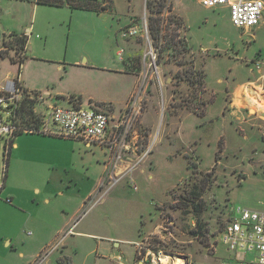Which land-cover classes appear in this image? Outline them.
<instances>
[{
	"label": "rangeland",
	"instance_id": "374dc122",
	"mask_svg": "<svg viewBox=\"0 0 264 264\" xmlns=\"http://www.w3.org/2000/svg\"><path fill=\"white\" fill-rule=\"evenodd\" d=\"M162 2L112 0L111 8L100 12L41 6V23L40 16L35 22L34 2L0 0L10 24L29 33L36 27L23 74L33 82L31 92L60 104L75 96L85 106L92 100L118 112L143 88L139 153L130 156L137 161L152 149L130 174L136 191L128 177L114 185L99 148L53 137H18L8 181L51 191L67 206L87 198L70 228L52 243L44 245L32 227L25 229L24 264H120L104 259L107 246L123 264H141L146 251L138 245L183 258L185 264H215L232 256L222 246L212 256L211 245L235 210L264 212L263 123L254 117L248 124L232 121L224 112L232 98L229 87L249 80L264 87V18L243 32L226 8L207 9L197 0ZM134 25L138 35L127 38ZM16 69L8 59L1 63L4 77ZM4 167L2 142L0 187ZM30 197L41 199L43 193L26 194ZM0 249L1 256L11 251L1 242Z\"/></svg>",
	"mask_w": 264,
	"mask_h": 264
},
{
	"label": "built area",
	"instance_id": "2783aa9c",
	"mask_svg": "<svg viewBox=\"0 0 264 264\" xmlns=\"http://www.w3.org/2000/svg\"><path fill=\"white\" fill-rule=\"evenodd\" d=\"M197 1L207 9L226 7L232 24L243 32L256 28L264 18V0ZM138 33L139 27L134 25L129 27L125 36L133 38ZM14 39L12 36L8 37V40L1 41L0 44V143L4 144V177H7L11 148L18 135H38L81 142L88 147L100 148L108 159L109 179L114 185L128 177L131 186L137 191L134 180L129 178L130 174L142 164L152 150L149 148L137 161L130 156L139 153L138 125L144 112L145 90L139 88L133 92L118 112L104 109L92 101L85 106L83 100L75 96L65 99V104H60L51 96L27 91L29 99L35 102L34 112L39 121L32 122L28 126L22 125L19 108L25 89L20 83V78L27 48L18 50L13 47ZM5 59L17 67L15 74L9 73L5 77L2 75L1 63ZM246 89L247 97L252 102L256 94L252 89ZM262 92L264 93V88ZM40 106L46 108L45 113L39 110ZM254 109H256L254 113L248 109V116L264 121L263 109L260 107ZM262 130L264 135V129ZM119 169H122L120 174H115ZM1 189L2 187L0 192ZM6 202L12 204L11 199H7ZM72 233L70 231V234ZM219 246L225 248L232 256L227 260L220 259L215 264H264V212L237 208L234 216L223 226L211 245L212 256L218 253ZM138 248L140 252L146 251L141 264H166L162 261V256L166 253L146 249L144 245H138ZM44 261L46 262L47 258Z\"/></svg>",
	"mask_w": 264,
	"mask_h": 264
},
{
	"label": "crops",
	"instance_id": "0c3cea01",
	"mask_svg": "<svg viewBox=\"0 0 264 264\" xmlns=\"http://www.w3.org/2000/svg\"><path fill=\"white\" fill-rule=\"evenodd\" d=\"M41 6L42 5H38L36 3L34 4L33 6V10L35 13L34 19L35 22H37V18H39L40 16L41 23H43V18L45 16V13L42 9H40ZM54 8H59V7H54ZM0 28L2 31V42L8 40V37L11 36L13 37V35H17V36L23 35L27 38V43H26L27 54H28V50L32 49V47L29 45L31 44V39L34 38L33 32L36 29L35 26H32L30 28V33H29L28 31L24 30L22 25L10 24L8 20L2 16V13L0 12ZM27 54H26V58H27ZM57 71H62V68L60 66L57 67ZM23 74H24V67L20 78V83L25 90L30 91L28 85L31 84L33 85V82H29V80L25 81V76H23ZM257 83L258 82L256 81L254 82L252 80H249L244 83L239 82L235 84V86L229 87V90L232 94V98L229 104L224 107V112L226 111L225 109H227V116L231 118L232 121H236V120L240 121L243 119V121L248 124L251 121L248 116V109L250 110V112H252L253 108L260 107L264 111V93L262 92V88L264 87L262 86L257 88L256 87ZM246 88H248L249 90L252 89L255 92L256 96L253 97V100H255L256 103H254L253 100L251 102L250 98L247 97ZM245 96L247 99L245 98ZM246 117L248 118L247 121L245 119ZM262 118H264V113L262 114ZM260 122L263 123L261 126L263 128L264 121L260 120ZM15 141L13 143V147L11 148V152H10L7 177L5 178L4 185L2 186L0 192V197H1L0 198V242L2 247L4 246V244H6V246H8L9 250L11 251H6L7 253H3L2 256L0 255L2 257L0 264H24L23 262V258L25 256L24 246H26L27 244L26 243H23V245L21 244V237L25 229L28 227H32L34 231L41 236L40 237L41 240L44 241L43 244L48 245L49 243L53 242L54 238L59 233L66 231L70 228L72 222H74L76 217H78L79 213L83 209L87 200V198H84L83 200L79 199L75 201V203H70L69 206H67L66 203L58 202L57 199L53 198V194L51 191L48 192L43 191L41 190L40 187L36 185L32 186L31 184L28 185L23 183L21 185H16L15 183H11L10 181H8L11 154L13 148L16 147ZM102 178L103 177L100 178L98 185L102 184ZM3 193L6 195L5 200L11 199L12 204L7 203L6 201H2ZM28 193H30V195L34 194L35 196H40L43 193V198L41 199L37 197L26 198V194ZM46 207L51 210L53 209V211L51 212L49 211L51 214L47 212ZM2 210H6L5 213H7V218L2 215L3 213ZM77 235H84L91 237V235L82 234V233H77ZM112 248L113 247H109V246L104 248V251L106 252L104 259L110 260L111 262H113V260H118L120 261V264H123V262L121 261L122 257L118 255L117 252L114 251V248L112 250ZM39 254L40 252H37L35 254V257L38 256ZM60 260L63 261L61 257L58 258V261ZM64 263L74 264L73 262H63V264ZM46 264H53V261L49 260L46 262Z\"/></svg>",
	"mask_w": 264,
	"mask_h": 264
},
{
	"label": "trees",
	"instance_id": "16d2710c",
	"mask_svg": "<svg viewBox=\"0 0 264 264\" xmlns=\"http://www.w3.org/2000/svg\"><path fill=\"white\" fill-rule=\"evenodd\" d=\"M162 4L167 0H162ZM34 3L48 7L68 8L69 10L94 11L100 12L102 10H109L112 0H103V4L98 0H35ZM148 5V4H147ZM15 38L12 42L13 46H19L21 50L27 48V38L23 35H13ZM23 98L20 102L19 119L22 125H30L32 122L37 123L39 118L35 115V102L30 100L27 95V90L24 92ZM23 134H19L18 137Z\"/></svg>",
	"mask_w": 264,
	"mask_h": 264
},
{
	"label": "bare ground",
	"instance_id": "6f19581e",
	"mask_svg": "<svg viewBox=\"0 0 264 264\" xmlns=\"http://www.w3.org/2000/svg\"><path fill=\"white\" fill-rule=\"evenodd\" d=\"M245 98H246V96H245ZM253 102L256 103L255 100H253ZM162 261H163V263H166V264H185V260L183 258H179V257H175V256H169V255L162 256Z\"/></svg>",
	"mask_w": 264,
	"mask_h": 264
},
{
	"label": "water",
	"instance_id": "95a60500",
	"mask_svg": "<svg viewBox=\"0 0 264 264\" xmlns=\"http://www.w3.org/2000/svg\"><path fill=\"white\" fill-rule=\"evenodd\" d=\"M1 41H2V31H1V28H0V44H1Z\"/></svg>",
	"mask_w": 264,
	"mask_h": 264
}]
</instances>
